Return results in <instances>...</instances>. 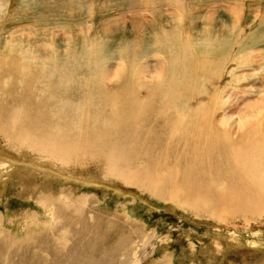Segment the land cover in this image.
<instances>
[{
  "label": "rangeland",
  "instance_id": "rangeland-1",
  "mask_svg": "<svg viewBox=\"0 0 264 264\" xmlns=\"http://www.w3.org/2000/svg\"><path fill=\"white\" fill-rule=\"evenodd\" d=\"M36 47L53 48L68 64L65 72L73 69L69 62L73 53H80L91 63L94 59L107 60L100 69L110 83H121L126 76L142 94L169 85L178 97L183 90L182 102L173 104L170 110L184 117L182 124L176 123L182 129L170 131L171 138L175 135L174 139H183L199 115L210 117L213 112L215 124H221L222 130L232 126L231 131L238 133L249 123L256 134H264V0H0V62L9 52L35 57L30 48ZM125 49L130 59L126 65L121 55ZM96 61L93 63H100ZM6 144L0 137L1 158L11 155L18 163H31L28 155L13 153ZM109 155L108 151L91 158L80 155L78 166L84 169L60 173L65 179L68 176L66 183L57 176L52 178L51 172L34 171L40 173L41 179L36 180L26 171L22 176L9 171L0 183V236L10 234L11 244L13 238L25 239L28 229L44 231L54 203L43 205L40 199L47 195L53 202L62 190H71V200L84 196L96 211L141 225L146 232L155 230L157 238L154 235L148 241L159 245L152 259L164 257L166 264H255L264 260V216L221 219L175 201L158 200L137 186H124L119 181L112 185L100 177ZM164 169L160 173H169ZM43 174L50 178L42 180ZM35 183H48V187L34 191ZM113 186L129 191L118 197ZM234 237L244 248L230 242ZM165 238L169 240L163 245L160 241ZM213 241L229 243L230 247L218 255L207 249ZM247 244L258 246V250L246 251ZM123 259L120 257L118 263Z\"/></svg>",
  "mask_w": 264,
  "mask_h": 264
},
{
  "label": "bare ground",
  "instance_id": "bare-ground-1",
  "mask_svg": "<svg viewBox=\"0 0 264 264\" xmlns=\"http://www.w3.org/2000/svg\"><path fill=\"white\" fill-rule=\"evenodd\" d=\"M30 51L35 57L26 52L23 56L9 52L0 62V137L11 152L31 158V163L25 165L13 160L11 155L0 157V183L9 171L20 176L26 171L39 178L36 170L51 172L52 178L57 176L66 183L68 176L65 179L60 173L82 171L84 168L77 162L79 157L91 158L108 151L113 157H106L107 165L100 174L103 181L137 186L158 200L175 201L207 216L227 219L258 215L263 219L264 134L261 131L262 136L256 134L254 125L238 127V133L231 131L232 126L222 130L220 123L215 124L216 112H213L210 117L199 115L194 120L195 126L177 140L173 138L175 135L169 137V132L182 129L176 123L182 124L184 117L170 110L183 90L178 97L169 85L167 90L142 94L129 82V77L123 76L121 83L116 80V84L110 83L100 69L107 60L100 65L93 57L99 64L93 61L95 65H92L88 56L73 53L69 61L73 69L65 72L68 64L53 48L36 47ZM128 54L126 49L121 54L124 65L130 60ZM161 168L169 173H160ZM41 177L50 178L47 174ZM38 187L46 188L48 183L43 186L35 183L33 190ZM112 190L118 197L129 191L117 186ZM64 191L53 202L47 195L40 199L43 205L54 203L50 204L44 231L28 229L25 239L13 238L11 244L10 234L0 236V264H166L163 256L152 259L159 243L156 247L157 242L148 241L154 237L155 230L146 232L141 225L96 211L84 196L71 200L72 191L63 194ZM165 239L160 241L163 245L169 240ZM230 242L244 248L236 237ZM211 244L207 249L218 255L225 254L230 247L222 241ZM246 247V251L258 250L253 244ZM120 257L124 258L122 263H118ZM255 264H264V260Z\"/></svg>",
  "mask_w": 264,
  "mask_h": 264
}]
</instances>
